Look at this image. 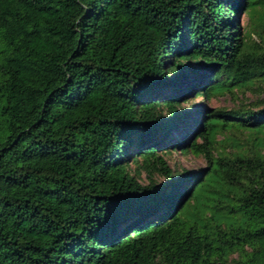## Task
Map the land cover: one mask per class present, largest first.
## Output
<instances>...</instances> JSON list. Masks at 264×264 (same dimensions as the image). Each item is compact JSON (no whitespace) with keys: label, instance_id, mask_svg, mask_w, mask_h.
<instances>
[{"label":"trees","instance_id":"1","mask_svg":"<svg viewBox=\"0 0 264 264\" xmlns=\"http://www.w3.org/2000/svg\"><path fill=\"white\" fill-rule=\"evenodd\" d=\"M262 83L264 0H0V264H264Z\"/></svg>","mask_w":264,"mask_h":264},{"label":"rangeland","instance_id":"2","mask_svg":"<svg viewBox=\"0 0 264 264\" xmlns=\"http://www.w3.org/2000/svg\"><path fill=\"white\" fill-rule=\"evenodd\" d=\"M249 22H251L249 20V16L246 13L242 14V16L240 17V24L246 29ZM253 38L256 40L255 36H253ZM260 100H264V83L260 85L258 91L245 89L235 90L233 95L229 93H216L215 95H212L209 98L197 96L195 97V99L184 103V107H189V105L191 104H203L204 107L207 109L215 107L230 109L237 108L239 106L253 108V104ZM220 138L221 136L217 137V139ZM164 157L168 162V165L170 166L171 170L178 173L182 172L183 170L194 171L205 166V161L202 157L195 156L190 152L183 153L179 150H175L167 153ZM138 178L142 184L148 182V177L144 173H141ZM154 180L160 182L163 181L164 178L161 176H155ZM195 196L196 198L190 199L183 207V209L178 212V217H186L187 219L193 221L197 219V211H201V213H199V216H201L202 219H205L209 215V212H204V210H202L201 208V204L203 203L202 197L204 196V193L201 194L200 191H197L195 193ZM241 219L242 217L240 215L216 216V221L221 222L223 225L239 223Z\"/></svg>","mask_w":264,"mask_h":264}]
</instances>
